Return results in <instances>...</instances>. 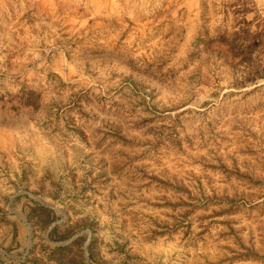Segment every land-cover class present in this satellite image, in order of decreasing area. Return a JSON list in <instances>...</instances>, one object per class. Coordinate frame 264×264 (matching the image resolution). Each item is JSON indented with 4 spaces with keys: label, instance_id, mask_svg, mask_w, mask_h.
<instances>
[{
    "label": "rangeland",
    "instance_id": "1",
    "mask_svg": "<svg viewBox=\"0 0 264 264\" xmlns=\"http://www.w3.org/2000/svg\"><path fill=\"white\" fill-rule=\"evenodd\" d=\"M0 264H264V0H0Z\"/></svg>",
    "mask_w": 264,
    "mask_h": 264
}]
</instances>
